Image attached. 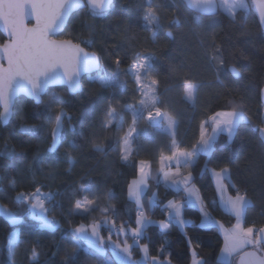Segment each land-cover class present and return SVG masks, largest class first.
<instances>
[{
	"label": "trees",
	"instance_id": "1",
	"mask_svg": "<svg viewBox=\"0 0 264 264\" xmlns=\"http://www.w3.org/2000/svg\"><path fill=\"white\" fill-rule=\"evenodd\" d=\"M114 2L115 7L103 18L89 15L86 8L74 12L61 36L71 37L78 43L91 36L93 43L82 45L104 57L103 63L109 75L115 72L116 59H121V67L126 68L137 51L154 55L153 75L159 81L158 95L163 109L176 121L174 139L185 149L190 150L195 144L201 122L208 116L217 111L231 110L233 103H242L251 122H242L231 141L226 134L219 135L214 151L210 155L200 154L195 167L186 171H193L195 184L208 202L216 200L218 203L211 169L230 167V183L246 190L252 201L246 208L245 225L264 226V139L255 131L264 119L261 101L264 29L252 4L247 11L238 10L232 18L222 8H218L214 15H203L190 10L183 0H155L162 5L158 14L164 27L153 42L152 34L144 30L142 19L146 0ZM177 17L179 26L171 23ZM167 31L172 32V38ZM3 39L0 33V42ZM213 45L219 48L225 62L220 69L219 80L215 67L208 60ZM231 66L239 69V77L232 75ZM96 74L83 78V89L77 94L69 93L65 86H57L47 90L40 104L20 96L15 101L9 124L3 126L0 121V152L5 151V144L16 152L14 158L0 155V201L14 212H21L23 218L18 227H11L0 217V264H10L6 245L14 229L19 231L14 264L97 263L96 256L87 249L85 242H81L76 251L72 243V227L87 225L100 218L99 212L86 217L70 214L74 200L81 198L74 194V189L81 184L92 190L101 207L111 205L118 210L116 223L130 220L135 226V205L128 199L127 186L137 178L138 142L136 139L134 158L122 161L117 149V136L123 133L104 130L101 122L106 119L107 102H112L117 108L125 104L138 106V97L130 77H122L120 86L102 88L95 80ZM185 78L202 85L194 104L183 98L182 82ZM49 104L53 115L61 108L67 113L64 118L65 139L58 154L47 151L51 145L48 133L53 126L48 120L50 110L46 106ZM124 120L126 131L132 113H124ZM30 126H36L38 131L35 134L22 131V128ZM140 127V135L152 141L153 146L151 176L142 201L147 209L148 200L156 194L154 212L148 213L156 221L164 218L160 209L167 201L182 200L184 194H177L175 189L167 187L158 173L160 155L170 154L173 134L145 127L144 121L140 122ZM72 143L74 148L69 147ZM93 144L103 145L105 151H96ZM65 149L76 161L71 170L64 157ZM37 153L45 157L43 170L33 162ZM34 180L44 185L43 191L60 193L51 213L59 219L55 230L40 228L36 221L23 214V205L12 199L15 191L31 190ZM12 181L16 184L15 191L10 186ZM229 191L235 194L233 188L229 187ZM210 211L227 227L235 222V217L222 207L213 205ZM183 214L193 222L186 224L183 231L173 226L162 233L158 224L149 225L141 243L149 245L150 255H159L163 248L161 258L170 259L171 264H192V250L188 243V237H191L192 248L206 264H224L218 260L224 244L220 228L215 224L203 227L201 213L196 207L186 206ZM102 233L108 235L107 227L102 229ZM33 248L38 253L35 260L32 258ZM133 254L140 255L139 249L134 248ZM106 255L111 256L109 249ZM237 257V254L233 255V264Z\"/></svg>",
	"mask_w": 264,
	"mask_h": 264
},
{
	"label": "snow or ice",
	"instance_id": "2",
	"mask_svg": "<svg viewBox=\"0 0 264 264\" xmlns=\"http://www.w3.org/2000/svg\"><path fill=\"white\" fill-rule=\"evenodd\" d=\"M185 2L189 8L205 13H211L223 7L232 18H235L237 10L247 11L250 7L247 0H185ZM252 2L256 4L257 0ZM114 7V0H0V21L9 38L6 43L0 45V60L7 62V67L0 63V109H2L0 121L7 123L14 114L18 93L23 92L37 102H41L42 95L50 87L66 85L70 92H75L81 88V73L95 70L97 73L95 80L102 88L120 86L122 77H130L134 84L133 91L138 97V106L125 104L117 108L112 102H107L106 119L101 122L102 129L123 133L117 136V149L122 161L128 162L134 158L135 141L142 131L141 121L145 122V127H154L160 132L173 133L170 154L160 155L161 166L158 173L162 175L167 187L175 189L177 194L183 192L184 198L169 200L164 204L162 211L167 213V219L155 221L148 214L156 205L155 193L152 199L148 200L147 209L142 201V195L148 189L151 162L138 160L136 162L138 178H133L127 186L128 199L135 205V226H132L133 222L130 220L121 221L117 225L115 218L118 210L111 205L101 207L89 187L81 184L74 189V194H79L81 198L74 200L69 210L70 214L86 217L95 212L100 213V218L93 219L87 225L80 224L70 229L72 243L75 245L74 251L80 248L81 242H85L87 249L96 256L98 264H114L113 260L106 255L109 248L119 264H171L170 259L161 258L163 248L159 250V255L150 256L149 245L142 244L141 240L145 237L149 225L158 224L162 233H166L173 226L183 231L186 224L193 223L184 218L183 209L186 206H198L203 217L202 226L209 227L215 224L223 230L225 240L220 259L224 261V264H233V255H239L247 247L253 249L251 252H244V256L249 258L248 264H264V255H257L258 252L264 253V227L242 226L250 199L246 190H241L230 183V167L225 165L218 170L211 169L217 191L220 193L218 203L216 200L209 203L200 193L195 184L193 171L189 170L186 174L182 172V169L194 168L200 154L210 155L214 151L219 135L226 134L231 141L242 122H251V117L246 113L243 104L233 103L231 110L217 111L208 116L201 122L195 144L190 150L185 149L174 139L175 120L163 109L158 95L159 81L153 75L154 55L137 51L126 68L121 67L123 63L121 59H116L115 72L109 75L103 63L104 57L96 52H88L81 46L82 44L90 46L93 43L91 36L80 40L79 43H74L72 39L54 38L58 29L74 10L86 8L89 15L103 18ZM161 7L162 5L155 0H146L142 19L144 30L152 34L153 42L156 40L158 31L164 27L161 16L158 14ZM258 12L260 22L264 24V0H258ZM29 16L36 21L33 27H27L25 24ZM171 23L179 26L180 20L177 17ZM167 35L171 36V31ZM208 60L215 67L217 80H219L220 69L225 63L219 48L212 46ZM230 71L236 76L240 75L239 69L235 66H232ZM201 86L200 82L185 78L182 82L184 100L194 104ZM53 95L55 96V93ZM46 107L50 110L48 120L53 124L48 133L51 145L47 151L58 154L65 139L64 118L67 113L61 108L53 115L51 104ZM127 112L132 113V120L125 131L124 113ZM81 123L83 124V121ZM22 131L35 134L38 129L36 126H30L22 128ZM255 131H258L261 139H264V119L256 126ZM69 147L74 148L75 144H69ZM93 148L102 153L105 151V147L101 144H93ZM0 155L14 158L16 152L5 144V151L0 152ZM64 157L71 170L76 162L75 158L67 149L64 151ZM33 162L38 164L41 170L46 164L45 157L39 153L33 157ZM10 186L15 191L14 181L10 182ZM229 187L234 189L235 194L225 198L224 193ZM43 188L44 185L34 180L31 190L15 191L12 199L23 205V214L36 221L40 228L55 230L59 226V221L51 213L56 194L52 191L45 192ZM90 195L92 198H89ZM109 198H112L111 194ZM213 205L222 207L225 212L235 217L236 223L231 229L224 228L220 221L213 218L210 211ZM0 212L13 224L22 219L21 212H13L4 205H0ZM105 227L108 229L107 238L101 233ZM114 234L117 236L115 240H113ZM188 243L192 250V264H206L205 260L198 258L195 248H192L191 237H188ZM18 244L19 241L14 234L10 236L6 245L10 264H14ZM134 248H138L143 254L142 260L133 259ZM37 256L38 253L33 248V260ZM241 264H244L243 258Z\"/></svg>",
	"mask_w": 264,
	"mask_h": 264
},
{
	"label": "water",
	"instance_id": "3",
	"mask_svg": "<svg viewBox=\"0 0 264 264\" xmlns=\"http://www.w3.org/2000/svg\"><path fill=\"white\" fill-rule=\"evenodd\" d=\"M184 1V3L186 4V2H185V0H183ZM186 6H187V4H186ZM188 7V6H187ZM252 7H253V9H254V11H255V13L257 14V16H258V18H259V21H260V17H259V12H258V0H257V3L256 4H254L253 2H252ZM189 8V7H188ZM190 10H192V11H194V12H197V13H200V14H203V15H214V14H216L217 12H218V9L216 10V11H214V12H211V13H205V12H200V11H198L197 9H194V8H189ZM76 11H78V10H74L72 13H70L69 14V17L65 20V22H64V24L58 29V31H57V33H56V35H55V37L54 38H56V39H60V38H57V36H59L61 33H63L64 31H65V29H66V26H67V24H68V21H69V19H70V17L72 16V14L74 13V12H76ZM35 23H36V21H35V19L32 17V16H29L26 20H25V24H26V26L27 27H33L34 25H35ZM261 23V22H260ZM261 26L263 27V29H264V24H261ZM0 32L2 33V35L6 38L5 39V41H3V42H1L0 43V45H3L4 43H6L7 41H8V35H7V32H6V30L3 28V24H2V21H0ZM169 31H167V33H168ZM172 33V32H171ZM171 38L173 37V35H171L170 36ZM60 40H64V39H60ZM73 42L74 43H78L77 41H74L73 40ZM82 47H84L83 45H81ZM85 49H86V51H88V52H96V51H93V50H89V49H87L86 47H84ZM97 53V52H96ZM97 54H99V53H97ZM0 63H3V65H4V67H7V62H6V60H0ZM232 67V66H231ZM230 67V68H231ZM230 68H229V70H230ZM231 72V71H230ZM96 72H95V70H93V71H89V72H83V73H81V77H80V83H81V88L79 89V90H77V91H75V92H70L69 90V93H71V94H77V93H79V92H81L82 91V89H83V78L85 77V76H88V75H91V74H95ZM232 73V72H231ZM233 76H235V77H239V76H236V75H234V74H232ZM59 86V85H58ZM65 87H67L66 85H64ZM55 87H57V86H55ZM51 88V87H50ZM68 89V88H67ZM47 92V91H46ZM46 94V93H45ZM45 94H43L42 95V97H41V102H42V98H43V96L45 95ZM20 96H25L26 98H28V99H31V100H33L35 103H37V104H40L41 102H37L34 98H32V97H29V96H27L25 93H23V92H20V93H18L17 94V96H16V99L18 98V97H20ZM16 101V100H15ZM261 101H262V104H264V85H263V87H262V89H261ZM2 110V109H1ZM12 117H13V115L10 117V119H9V121L7 122V123H4L3 121H1V123H2V125L3 126H6L7 124H9V122H10V120L12 119ZM0 205H4V206H6L9 210H11V211H13L9 206H7V205H5V204H3L1 201H0ZM14 212V211H13ZM0 217L1 218H3L11 227H18L21 223H22V221H23V218L21 219V221L20 222H18V223H16V224H13L6 216H4L3 215V213L2 212H0ZM251 251H253V249L252 248H249V249H246V250H244L243 252H241L239 255H238V257H237V259H236V263L235 264H241V260H242V258H243V260H244V264H248V260H249V258L248 257H245L244 256V252H251ZM257 255H264V254H262V253H257Z\"/></svg>",
	"mask_w": 264,
	"mask_h": 264
},
{
	"label": "crops",
	"instance_id": "4",
	"mask_svg": "<svg viewBox=\"0 0 264 264\" xmlns=\"http://www.w3.org/2000/svg\"><path fill=\"white\" fill-rule=\"evenodd\" d=\"M175 128H176V121H175V127H174V132H175ZM169 133H171V132H169ZM171 134H173V133H171ZM137 142H138V157H139V160H141V159H143V160H148V161H150L151 162V158H152V141H150V140H148V139H146L145 137H143V136H141V135H139L138 137H137ZM177 144H179V143H177ZM161 166V165H160ZM174 170V169H173ZM182 172H184L185 174L187 173V171H186V169H182ZM212 173V172H211ZM213 176V175H212ZM138 178V177H137ZM213 179H214V183H215V186H216V182H215V177L213 176ZM160 180H161V182H163L164 183V181H163V178H162V175H161V177H160ZM225 183H228V181H225ZM148 186H149V183H148ZM216 190H217V188H216ZM146 192V191H145ZM144 192V193H145ZM229 195H234V194H232V193H230V191H229V188H228V190L224 193V196H225V198H227V196H229ZM217 197H218V202H219V199H220V193L217 191ZM155 199H156V195H155ZM250 199V198H249ZM157 200V199H156ZM250 204H252V201H251V199H250ZM249 204V205H250ZM248 205V206H249ZM196 208L199 210V208H198V206H196ZM184 215V214H183ZM201 216H202V214H201ZM164 218L163 219H167V217H165V216H163ZM152 218V217H151ZM184 218L186 219V220H190L189 218H187V217H185L184 216ZM214 218V217H213ZM153 219V218H152ZM202 219H203V217H202ZM215 219V218H214ZM154 220V219H153ZM157 221V220H156ZM236 223V219H235V222H234V224ZM223 224V223H222ZM233 224V225H234ZM224 225V224H223ZM232 225V226H233ZM232 226H230V227H227V226H225L224 225V228H227V229H231L232 228ZM242 226H244V227H247V225H245V220L244 221H242ZM249 226H251V225H249ZM262 227H264V226H262ZM221 230V233H222V235H223V237H224V233H223V230L222 229H220ZM224 240H225V238H224ZM224 245V244H223ZM245 249H248V247L247 248H245ZM244 249V250H245ZM221 253V252H220ZM199 258V257H198ZM117 262V261H116ZM118 263V262H117Z\"/></svg>",
	"mask_w": 264,
	"mask_h": 264
},
{
	"label": "rangeland",
	"instance_id": "5",
	"mask_svg": "<svg viewBox=\"0 0 264 264\" xmlns=\"http://www.w3.org/2000/svg\"><path fill=\"white\" fill-rule=\"evenodd\" d=\"M247 2L250 4V6H251V4H252V0H247ZM222 9H224L223 7H221ZM225 10V9H224ZM238 11V10H237ZM95 74H91V75H89L90 77H93ZM97 75V74H96ZM263 118H264V110H263ZM152 211V210H151ZM150 214H151V212H150ZM149 214V215H150ZM216 220V219H215ZM157 221H159V220H157ZM201 224H202V221H201ZM86 225V224H85ZM214 225V224H213ZM203 227H205V226H203ZM210 227V226H209ZM101 233H102V230H101ZM14 234V236H15V238L17 239L18 238V236H19V231H18V229H14L12 232H11V234H10V236H12ZM102 235H104L103 233H102ZM10 236H9V238H10ZM105 236V238H107V236L106 235H104ZM115 239H117V237H114L113 236V240H115ZM131 242V241H130ZM142 244H144V243H142ZM249 249V248H248ZM109 250H110V253H111V256H109L108 258H110V259H112L113 260V262L114 263H119V261H117L116 260V258L112 255V252H111V249L109 248ZM151 256V255H150ZM220 257H221V253H220V255H219V258H218V260L219 261H223L222 259H220ZM133 259H135V260H142L143 259V254L140 252V255H138V256H134V254H133ZM117 261V262H116ZM224 262V261H223Z\"/></svg>",
	"mask_w": 264,
	"mask_h": 264
},
{
	"label": "built area",
	"instance_id": "6",
	"mask_svg": "<svg viewBox=\"0 0 264 264\" xmlns=\"http://www.w3.org/2000/svg\"><path fill=\"white\" fill-rule=\"evenodd\" d=\"M45 192H46V191H45ZM52 192L56 194L55 197H54V200H53V202H52L53 207H54V206H56V204L58 203V196L60 195V193H59L58 191H52ZM162 209H163V207H161L160 212H161L163 215H165V217H167V213H166V212H163ZM153 212H154V211L152 210V211H151V214H152ZM52 216H55L56 219L59 221V219H58V217H57L56 215H52ZM117 225H119V224L117 223ZM253 225H254V224H253ZM255 226H256V225H255ZM256 227L259 228V227H262V226H256ZM95 264H98V262L95 263ZM114 264H118V263H114Z\"/></svg>",
	"mask_w": 264,
	"mask_h": 264
},
{
	"label": "flooded vegetation",
	"instance_id": "7",
	"mask_svg": "<svg viewBox=\"0 0 264 264\" xmlns=\"http://www.w3.org/2000/svg\"><path fill=\"white\" fill-rule=\"evenodd\" d=\"M1 33V32H0ZM2 34V33H1ZM62 35V33L59 35V36H57V38H60V39H72V40H74V41H77V40H75V39H73V38H71V37H67V36H61ZM4 37V36H3ZM5 37H4V39H3V41H5ZM2 41V42H3ZM1 43V42H0Z\"/></svg>",
	"mask_w": 264,
	"mask_h": 264
}]
</instances>
